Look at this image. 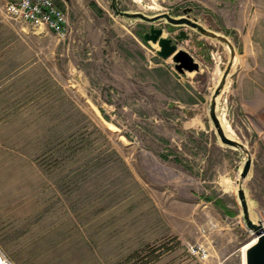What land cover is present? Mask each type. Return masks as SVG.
Here are the masks:
<instances>
[{"label":"rangeland","instance_id":"1","mask_svg":"<svg viewBox=\"0 0 264 264\" xmlns=\"http://www.w3.org/2000/svg\"><path fill=\"white\" fill-rule=\"evenodd\" d=\"M55 1L65 38L11 19L0 0L6 255L15 264H243L256 234L240 189L264 225V0ZM187 8L227 40L120 13ZM152 24L199 69L180 72L159 55L143 37ZM214 97L225 133L244 147L221 141Z\"/></svg>","mask_w":264,"mask_h":264},{"label":"water","instance_id":"2","mask_svg":"<svg viewBox=\"0 0 264 264\" xmlns=\"http://www.w3.org/2000/svg\"><path fill=\"white\" fill-rule=\"evenodd\" d=\"M191 8L185 9V15L182 16H173L167 12L159 13L153 16H148L141 11L135 12H127V11H120V13L129 16V17H139L143 20L154 22L163 18H166L169 22L174 24H186L193 28H197L201 32L218 37L221 39L227 40L224 36L219 35L216 32L210 31L204 28L198 21L193 20L190 18L189 13ZM163 28L156 27L154 24L150 26L149 31L143 34L145 40H152L155 43H158L160 49L158 50V54L164 58H168L172 56L175 62V68L180 72H184L186 70L193 71L199 69V64L193 58V56L184 49H179L178 45L173 42V39L170 37H164L163 35ZM186 31L182 30L181 33L177 36V38L182 39L186 36ZM211 118L215 123L217 128V132L220 136V139L223 143L234 146V147H244V145L235 139L230 138L224 131L221 122L216 114V97L213 98L212 105H211ZM251 165V160L247 159L244 170L242 171V177H246ZM239 198L242 202L244 214L246 218V222L248 228L253 230L256 234L255 241L248 246L245 251V264H264V225L259 223H254L248 216V205L245 198V193L243 189L239 190Z\"/></svg>","mask_w":264,"mask_h":264},{"label":"built area","instance_id":"3","mask_svg":"<svg viewBox=\"0 0 264 264\" xmlns=\"http://www.w3.org/2000/svg\"><path fill=\"white\" fill-rule=\"evenodd\" d=\"M4 9L11 19L35 27H46L61 38H65L70 32L67 14L55 0H4ZM202 251L206 253L205 249ZM0 264H15L1 245Z\"/></svg>","mask_w":264,"mask_h":264},{"label":"bare ground","instance_id":"4","mask_svg":"<svg viewBox=\"0 0 264 264\" xmlns=\"http://www.w3.org/2000/svg\"><path fill=\"white\" fill-rule=\"evenodd\" d=\"M218 98V97H217ZM255 241V237L243 246V264H245V251Z\"/></svg>","mask_w":264,"mask_h":264},{"label":"trees","instance_id":"5","mask_svg":"<svg viewBox=\"0 0 264 264\" xmlns=\"http://www.w3.org/2000/svg\"><path fill=\"white\" fill-rule=\"evenodd\" d=\"M220 202H222L220 199H217V200L215 201V203H216L217 205H221Z\"/></svg>","mask_w":264,"mask_h":264},{"label":"flooded vegetation","instance_id":"6","mask_svg":"<svg viewBox=\"0 0 264 264\" xmlns=\"http://www.w3.org/2000/svg\"><path fill=\"white\" fill-rule=\"evenodd\" d=\"M181 33V32H180Z\"/></svg>","mask_w":264,"mask_h":264}]
</instances>
